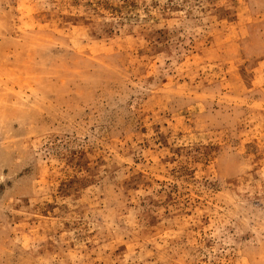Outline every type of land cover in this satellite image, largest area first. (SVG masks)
<instances>
[{"label": "rangeland", "instance_id": "obj_1", "mask_svg": "<svg viewBox=\"0 0 264 264\" xmlns=\"http://www.w3.org/2000/svg\"><path fill=\"white\" fill-rule=\"evenodd\" d=\"M0 264H264V0H0Z\"/></svg>", "mask_w": 264, "mask_h": 264}]
</instances>
